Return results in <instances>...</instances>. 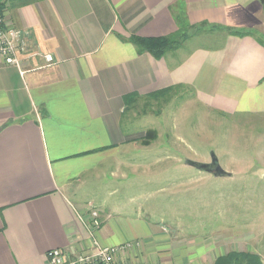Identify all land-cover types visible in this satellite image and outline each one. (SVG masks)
Wrapping results in <instances>:
<instances>
[{
  "label": "crops",
  "instance_id": "obj_1",
  "mask_svg": "<svg viewBox=\"0 0 264 264\" xmlns=\"http://www.w3.org/2000/svg\"><path fill=\"white\" fill-rule=\"evenodd\" d=\"M2 1L6 19L25 31L28 46L19 53V68L0 60V264H48V250L77 254L94 239L106 246L125 242L112 239L113 230L121 231L99 186L127 188L134 181L133 167L125 170L132 165H116L135 143L120 122L131 99L188 86L214 109L264 115L261 0ZM175 15L189 25L206 22L203 27L252 35L217 32L215 46H180L160 58L118 37L169 35L178 29ZM93 210L101 227L90 234ZM148 215L126 220L131 242L140 245L119 256L169 264L170 251L161 247L167 243L153 242L170 234Z\"/></svg>",
  "mask_w": 264,
  "mask_h": 264
},
{
  "label": "rangeland",
  "instance_id": "obj_2",
  "mask_svg": "<svg viewBox=\"0 0 264 264\" xmlns=\"http://www.w3.org/2000/svg\"><path fill=\"white\" fill-rule=\"evenodd\" d=\"M207 28L191 31L195 35L185 40L183 50L220 43L221 37ZM120 122L135 143L116 165H132L125 170L133 167L129 178L134 181L127 188L111 182L99 186L121 231L113 230L115 242L133 241L126 220L149 212L148 220L170 234L153 242L167 243L161 247L170 251L169 264H212L229 250L253 251L264 261L263 114L217 110L197 99L191 87L179 86L166 95L131 99ZM211 153L231 176L186 164L209 163ZM113 175L108 174L115 180Z\"/></svg>",
  "mask_w": 264,
  "mask_h": 264
},
{
  "label": "built area",
  "instance_id": "obj_3",
  "mask_svg": "<svg viewBox=\"0 0 264 264\" xmlns=\"http://www.w3.org/2000/svg\"><path fill=\"white\" fill-rule=\"evenodd\" d=\"M28 46V38L25 31L19 30L10 23L5 16V11L0 9V60L5 64L19 68L20 52H25ZM46 62L51 63V55H43ZM92 219L86 222V228L90 234H94L99 227L98 211L91 212ZM140 245V241H125L114 246L101 245L93 240L91 247L83 252L73 254L64 248H53L46 252L48 264H152L145 262H132L122 258L119 254ZM161 264V263H154Z\"/></svg>",
  "mask_w": 264,
  "mask_h": 264
},
{
  "label": "trees",
  "instance_id": "obj_4",
  "mask_svg": "<svg viewBox=\"0 0 264 264\" xmlns=\"http://www.w3.org/2000/svg\"><path fill=\"white\" fill-rule=\"evenodd\" d=\"M0 9L1 11H4L5 9V4L2 0H0ZM175 21L178 25V29L169 35L159 37H142L139 35L131 34L128 37H124L121 35H118V37L122 41L132 43L138 53L148 52L154 58H160L165 53L179 48L180 46H182L185 40L195 35V33L191 31H201L202 28H204L203 26L206 25V22L200 23L199 25H189L183 17L178 15H175ZM208 27L209 28H207V32L209 33L222 32L225 35L236 36L252 35V31L246 29L225 27L217 24L208 25ZM256 39L259 40L258 38ZM259 42L262 41L259 40ZM177 87L178 85L170 86L156 91L155 93H152L150 95L154 97L166 95ZM212 264H264V261L259 253L253 251L229 250L214 257V259L212 260Z\"/></svg>",
  "mask_w": 264,
  "mask_h": 264
},
{
  "label": "water",
  "instance_id": "obj_5",
  "mask_svg": "<svg viewBox=\"0 0 264 264\" xmlns=\"http://www.w3.org/2000/svg\"><path fill=\"white\" fill-rule=\"evenodd\" d=\"M262 2L264 0H261ZM210 162L209 163H201L196 161H186V164L195 167L196 169L207 171L212 173L214 176H231V173L225 171L220 164L218 163L217 157L211 153L210 154Z\"/></svg>",
  "mask_w": 264,
  "mask_h": 264
}]
</instances>
